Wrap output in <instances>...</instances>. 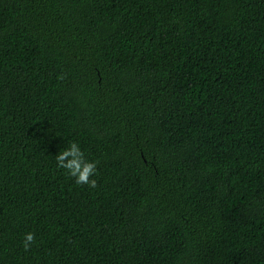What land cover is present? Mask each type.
<instances>
[{
	"label": "trees",
	"instance_id": "trees-1",
	"mask_svg": "<svg viewBox=\"0 0 264 264\" xmlns=\"http://www.w3.org/2000/svg\"><path fill=\"white\" fill-rule=\"evenodd\" d=\"M0 264H264V0H0Z\"/></svg>",
	"mask_w": 264,
	"mask_h": 264
},
{
	"label": "clouds",
	"instance_id": "clouds-1",
	"mask_svg": "<svg viewBox=\"0 0 264 264\" xmlns=\"http://www.w3.org/2000/svg\"><path fill=\"white\" fill-rule=\"evenodd\" d=\"M56 167L62 169L74 179L77 185H87L95 188L97 181L94 178L97 171V162L89 160L81 146L76 141H71L67 147H62L55 155ZM35 240L32 232H26L23 237V247L27 250Z\"/></svg>",
	"mask_w": 264,
	"mask_h": 264
}]
</instances>
